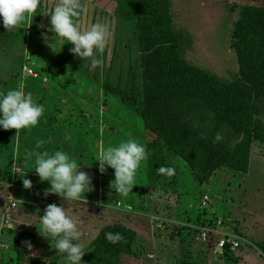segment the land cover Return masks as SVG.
<instances>
[{
    "label": "rangeland",
    "instance_id": "1",
    "mask_svg": "<svg viewBox=\"0 0 264 264\" xmlns=\"http://www.w3.org/2000/svg\"><path fill=\"white\" fill-rule=\"evenodd\" d=\"M84 2L89 12L80 18L82 27L108 22L113 33L99 57L103 60L102 66L93 67L90 60L80 61L70 53L71 44L56 52L58 48L52 51L44 43L42 34L51 38L53 33L47 31L50 17L42 13L54 7L57 0H41L36 16L29 17L20 29L7 31L0 21V90L22 84L35 102L44 105V114L36 127L21 130L16 136L14 129L0 130V204L7 197V191L14 190V185L22 187L23 192L14 191L30 201L55 203L57 195L45 196L43 192L48 184L39 181L33 172L34 161H26L25 155L61 150L75 157L81 165H92L81 169L91 177L99 176L94 193L87 194L86 201L94 198L99 207L105 205L108 209L91 214L86 203H76L81 211H73L71 215L79 230L83 231L94 219L98 221L96 226L89 227L95 228L91 232L95 239L99 226L105 223H132L136 228L134 235L113 228L94 244H91L93 241L89 245L82 242L87 251L84 257L94 264H168L172 259L175 264H251V259L240 256L244 249L252 250V242L239 232L236 217L248 218L250 212L252 216L264 217L262 141L251 145L247 174L219 167L203 186L195 181L189 159L177 154L169 145L160 148L159 153L147 148L148 159L138 170L136 185L127 197L110 187L113 169L108 168L104 174L99 172L96 157L102 148L116 146L130 137L147 146L157 138L145 129L137 111L142 103V70L134 29L119 14L117 0ZM247 5L264 8V1L171 0L173 24L190 36L192 49L185 55L187 62L221 81H230L238 71L237 57L231 48V32ZM132 96L137 98L135 105ZM156 157L159 162L162 160L161 166L174 167L175 174L168 177L158 172L155 178H148V160ZM208 167L203 165L204 169ZM26 172L25 178L33 185L30 189L23 187L21 179ZM246 187L250 193L245 194ZM136 197H141L142 202L139 201V207L131 208ZM204 198H208L206 205ZM8 211L5 209L4 213ZM22 221H25L23 216ZM201 221H208V228L217 232L205 244L190 234V227L199 226ZM11 229L12 225L0 230V248L9 247L4 251L6 254L0 252V264H48L53 258L57 259L56 264H66L63 255L54 249V240ZM108 232H118L124 240L112 244L105 238ZM221 237L236 240L239 248L229 253L217 252L216 241ZM154 238H160V242L156 240L155 247L147 248L148 239ZM25 241L31 242V250L25 246ZM253 242L259 255L256 264H261L264 241L254 239Z\"/></svg>",
    "mask_w": 264,
    "mask_h": 264
},
{
    "label": "trees",
    "instance_id": "2",
    "mask_svg": "<svg viewBox=\"0 0 264 264\" xmlns=\"http://www.w3.org/2000/svg\"><path fill=\"white\" fill-rule=\"evenodd\" d=\"M170 3L117 0L119 14L137 36L142 70V103L137 111L145 129L157 138L147 148L159 153L169 145L188 158L199 186L219 167L246 173L251 145L264 143V8L244 7L233 26L231 48L238 71L225 82L187 62L185 55L192 49L190 36L173 24ZM131 98L135 105L137 98ZM217 133L222 137L219 142L214 140ZM161 162L158 157L148 160V178L156 177ZM203 165L209 167L204 169ZM49 204L54 203L39 202L43 208ZM192 226L189 231L196 239L199 229L210 227L208 221ZM113 228L134 233L116 224L102 229L91 244ZM229 251L226 245L222 253ZM82 260L83 264H94L84 256ZM56 263L53 258L48 264Z\"/></svg>",
    "mask_w": 264,
    "mask_h": 264
},
{
    "label": "clouds",
    "instance_id": "3",
    "mask_svg": "<svg viewBox=\"0 0 264 264\" xmlns=\"http://www.w3.org/2000/svg\"><path fill=\"white\" fill-rule=\"evenodd\" d=\"M41 0H0V21L7 31L20 29L29 17L34 15L40 6ZM89 12L84 0H57L54 7L46 12L50 17V27L47 31L53 33L51 38L42 34L44 43L51 48H58L59 52L66 44L80 61L90 60L93 67L102 66L100 57L104 53L113 33L108 22H96L82 27L80 18ZM44 114V105L38 104L24 86L0 90V130H15V136L21 130H30L38 125ZM67 139V138H66ZM222 137L217 133L216 142ZM39 147V145H37ZM148 159V150L145 143L135 138H128L116 146L109 145L102 148L96 157L98 170L104 174L108 168L114 170V179L110 187L120 195L127 197L136 185L138 170ZM26 161H34V173L41 183L47 182L45 196L56 194L66 202L73 201L86 203V195L94 191L92 177L81 169L91 167L81 165L78 160L61 150L49 154L48 151L30 152L26 154ZM29 172V171H28ZM160 174L171 177L175 174L174 167L161 166ZM22 183L25 189L32 188V181L25 178ZM42 237L54 240V249L62 254L66 264H83L82 257L87 253L81 240V231L77 222L72 219L66 209L57 204H49L44 214L39 216ZM105 238L112 244L124 240L120 233H105ZM31 250L30 241L24 242Z\"/></svg>",
    "mask_w": 264,
    "mask_h": 264
},
{
    "label": "crops",
    "instance_id": "4",
    "mask_svg": "<svg viewBox=\"0 0 264 264\" xmlns=\"http://www.w3.org/2000/svg\"><path fill=\"white\" fill-rule=\"evenodd\" d=\"M247 6H251V5H247ZM51 151L52 150H50V153H51ZM25 160H26V155H25ZM247 172L246 173H240V174H247ZM92 178H93L92 179V184L94 186L96 184L97 180H99V176L97 177V175H96V176H93ZM100 181H101V178H100ZM10 187L13 188V186H10ZM13 189L14 190L18 189L21 192H23L22 191V187L21 188L20 187L17 188L16 185H14ZM14 190L7 191L8 192L7 197L2 202V205L0 204V229L2 230L3 228L11 227V225H12V229H14L16 231L19 230L20 232H29V234H31V235H34V234L35 235H40L39 233H37V232L41 231V225H40L39 216H42L44 214V209L45 208L39 206V203L37 204L33 200L30 201L28 198L23 197V195H20V192L17 194V192L14 191ZM244 190H245V194L247 192L250 193V189H248L247 187ZM253 190H257V189H253ZM258 192L261 193L260 191H258ZM43 193H45V192H43ZM93 193L94 192L92 191L91 193H88V194L92 195ZM139 201L142 202V198L141 197L134 198L132 200V202L129 201V202H131V208L139 207L138 206ZM95 202L96 201H95L94 198H92V201H87L86 202V204H87L86 205V209L90 210L89 213L94 214L96 212L99 213L100 211H103V212L108 211V209H106L105 205H101L100 206L101 208H100L97 205V203H95ZM12 203L15 204V208L14 209H11V207H10V205ZM76 203H78V202H73V201L66 202L62 197L57 196L56 201H55L54 204L63 206L66 209L67 214L73 219L74 217L71 215V213L73 211H81L79 206L76 205ZM250 203H252V202H250ZM143 206L146 207V204L145 205L143 204ZM5 209L6 210L8 209L9 211L6 212V213H9L11 215V217H10V219H9L7 224L3 223V216L5 214L4 213ZM21 215L24 217L25 221H22V216ZM236 218L238 219L237 223H238L239 232L241 234L243 233L246 236L245 238H247V240H250L252 242L250 244V246L252 247V250L244 249V251L241 253L240 256L244 257L245 259L248 257V259H251V264H254L253 262H255V264H256V262L258 261L259 255L257 254L258 253V249L255 246L253 240L254 239H260V242L264 241V217L252 216V213L250 212V216L248 218L245 217V216L241 217V215L239 217H236ZM96 222H98V221H96L94 219V221H90V222L87 223L88 227L84 228V230L81 231L82 235H81V240L79 241L80 243H82V242L84 243L86 241L87 245H89L95 239V237L94 238L91 237V232L94 231L95 228H93V227L90 228L89 226H92V225L96 226V224H97ZM126 222H128V221L126 220ZM131 224H124V225H121V226H124L125 228H127L129 230H132V228H133V232H136V228L132 227L133 225H131ZM113 225L114 224L110 225V223L109 224L105 223L104 226H99L98 230L101 231L102 229H104L106 227H109V226H113ZM126 225H129V226H126ZM82 226L83 225H81L80 227H82ZM38 229H39V231H38ZM207 229H210V228H207ZM100 231L98 232L97 235H99ZM1 237H2V235H0V238ZM156 240L157 241L159 240V242H160V238H154L152 240L148 239L146 247L147 248L155 247V246H153V244H156ZM159 242H158V245H159ZM169 246H172V245H169ZM8 248L9 247H7V245H4L3 249L0 248V252L4 253V251L8 250ZM4 254H6V252ZM260 256L264 258V255L262 253L260 254ZM237 258H239V257H237ZM244 261H242V262H244ZM168 264H175L174 259L170 260ZM261 264H264L263 260H262Z\"/></svg>",
    "mask_w": 264,
    "mask_h": 264
},
{
    "label": "built area",
    "instance_id": "5",
    "mask_svg": "<svg viewBox=\"0 0 264 264\" xmlns=\"http://www.w3.org/2000/svg\"><path fill=\"white\" fill-rule=\"evenodd\" d=\"M208 201V198H204L203 199V204L206 205ZM11 209L15 208V204H11L10 205ZM11 215L9 213H5L3 216V223L7 224L9 219H10ZM1 230V229H0ZM200 233L199 236L197 238L198 242L205 244L207 242L208 239H211L214 235L213 234H217L216 231L212 230V229H199ZM226 245H229V250L230 251H235L239 245L238 242L236 240H226L225 237H221L216 241V246H215V250L219 253H222V251L225 249Z\"/></svg>",
    "mask_w": 264,
    "mask_h": 264
}]
</instances>
